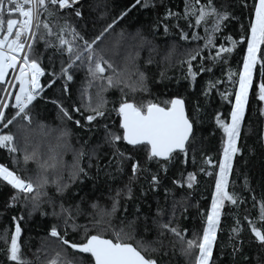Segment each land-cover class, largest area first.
Here are the masks:
<instances>
[{"label":"snow or ice","instance_id":"obj_1","mask_svg":"<svg viewBox=\"0 0 264 264\" xmlns=\"http://www.w3.org/2000/svg\"><path fill=\"white\" fill-rule=\"evenodd\" d=\"M80 2L81 0H0V86H4L0 88V92L3 93L0 95V149L7 151L13 165L19 166L21 163L24 165L21 169L23 174H21L5 163H0V180L16 190V194L11 197L13 204L22 199L25 204L31 203L32 208L36 209L40 207L43 199L47 198V203L52 207L51 215L62 222V226L61 223L53 224L46 237V240L56 244L58 250H55L53 255H49L51 245L42 242L33 253V259L29 260L22 257V228L19 220H22L23 216L19 220L13 217L16 223L15 230L10 236V244L7 230L2 237L7 244L4 251L7 259L15 264H159L158 259L153 255L159 249L153 245L161 241L146 242L143 238L137 239L138 217L128 221L126 225L122 221V226L119 228L113 226L111 222V218L120 206L121 194L126 190L127 197L131 198L132 183L140 172L145 171L139 159L120 151L118 145L126 142L133 149H145L149 161L168 162L179 153L188 155L189 147L194 141L195 121L190 119L185 99L179 95L158 102L136 99L138 92L147 91L145 73L140 70L136 61L140 56V50L146 45H151V41L139 30L128 35L130 43L127 45L122 66L106 58L105 49L100 47L103 37L117 23L116 20L91 39L77 31L68 20L58 26V34L53 33L49 19L57 16L61 10L72 12L75 17H82V12L77 7ZM140 4L141 0H136L133 7ZM244 7H247L246 0ZM52 8L56 11H52ZM45 14L46 18L42 19ZM124 15L126 13H121V18ZM13 16L20 18L13 19L11 18ZM166 16L183 18L188 21L190 28L203 27L204 36H200L195 31L190 35L181 29L180 38L184 41L203 40L204 48L216 49L214 56L211 57L214 61H223L224 56L232 53L237 44L246 43L247 45L242 69L227 73V79L234 86L233 89L221 93L224 99L229 100V103H232L229 97L234 95L230 120L222 119L219 114L215 118L216 124L223 131L222 156L217 162L218 172L215 173V191L211 196V205L203 213L202 234L194 239H186L184 234L186 230L182 231L178 226H173L178 202L173 203L172 217L167 221H165L164 210L160 207L157 208L156 217L153 218V224L157 227L159 236L170 233L176 237L181 242L183 254L192 258L191 264H216L213 256L221 210L225 201L236 205L239 199L235 193L228 190L229 175L233 168L234 157L240 152L238 140L249 103V93L254 84V71L258 64L260 75L264 77V0H254L246 34H241L239 40L232 36L225 37V40L231 43V47H226L223 43L217 47V34L222 33L226 22L235 17L226 9L218 8L214 0H204V2L187 0L182 16L171 11H168ZM5 17L8 18L5 19ZM41 27L48 37L56 36V44H52L45 36L39 35ZM176 27L179 28V24ZM164 31H169L168 25H164ZM120 36L123 39L124 33L121 32ZM41 40L45 48L54 47L61 55L67 54L66 60L60 61L59 71L56 70L51 57L48 58L49 64L52 65L50 73L48 68L43 66L44 53L39 52L37 48ZM133 50H135L134 54ZM154 50V47H149L150 54ZM175 50V45L171 46L168 57L165 59H168ZM201 51L199 47L188 50L187 60L180 62L187 67L186 79L191 78L195 81L201 72L211 71V68L204 67L203 63L198 67L194 65L193 62L201 56ZM146 63H152L151 58ZM81 69L85 72V79L79 90L81 104L74 105L70 110L59 100L51 101L58 108L59 119L61 122H71L79 128L88 127L91 131V126L97 125L101 119L110 118L111 113L115 112L118 122H114L112 127L108 124L103 125L104 142L113 149L112 156L117 162V171L123 172L125 161L130 162L131 170L129 183L125 185V188H118L115 195L109 197L111 207L102 206L98 201H94L89 205L92 209L89 213H86L82 207V200L75 205L72 203L66 205L63 200L57 204L55 198L49 196L45 189L49 184L54 185L56 193L63 197L72 184L80 181L82 177L90 178L81 161L87 158L90 168L96 149H93L92 154L89 155L81 147L74 152L72 164L65 165L63 153L68 147L71 130L67 127L57 129L41 125L42 129L48 127L46 135L59 132V135L55 137L57 143L47 145L46 155L39 153V146L32 147L29 151L33 102L41 96L45 87H53L57 80L63 81L62 91L69 93V84L74 82L75 73ZM10 70L14 75L11 80H8L6 78ZM46 75H49V81L47 85H42L41 77ZM161 75L163 76V73ZM215 86V83L209 81L205 95ZM13 88L17 91H10ZM93 88L96 89L97 96L95 106L92 102ZM109 89H119L120 92L119 98L112 102L111 110H108V101L103 96V93ZM257 96L259 101L264 102V79H261L258 84ZM76 115L80 118L76 119ZM13 125L16 131L10 128ZM29 162L36 164L37 170L34 176L28 174ZM203 163L213 165V160L208 157ZM65 167L68 169L67 180L63 175ZM163 170L166 172L167 168L164 167ZM200 171L205 172L206 169L202 167ZM207 175L213 176L214 173L209 171ZM196 179L195 173H188L187 187L191 188ZM173 183L183 186L181 181ZM159 184V175L152 174L150 186L155 188ZM42 214L48 215V213ZM82 215L91 217L89 224L76 223L77 218ZM245 219L248 217L246 216ZM259 220L264 224V202L259 207ZM248 223L251 225V233L254 234L261 251L264 252V226H257L253 220H248ZM144 231H148L147 225ZM233 231L237 235L242 231L239 221ZM75 235H79L80 238H74ZM69 249L72 250L71 253ZM238 251L239 249L234 245L233 252ZM245 259L247 260L248 257ZM258 264H260L259 261Z\"/></svg>","mask_w":264,"mask_h":264},{"label":"trees","instance_id":"obj_2","mask_svg":"<svg viewBox=\"0 0 264 264\" xmlns=\"http://www.w3.org/2000/svg\"><path fill=\"white\" fill-rule=\"evenodd\" d=\"M186 2L187 0H141L140 5L133 7L136 0H82L77 5L82 12V17H75L74 13L61 10L57 16L49 19L53 33L58 34V26L68 20L77 31L89 39L99 35L108 24L116 20L117 23L103 37L100 47L105 49L106 58L112 59L118 66H122L124 62L121 61L123 54L120 55V53H123L130 43L128 35L139 30L151 41V45H146L140 50L143 51L136 61L140 70L145 73L147 89V91L138 92L136 99L158 102L179 95L185 99L190 119L195 121L194 141L189 147L188 155L179 153L168 162L149 161L145 149H133L126 142L118 145L120 151L139 159L145 171L140 172L132 183L131 198L127 197L126 190L121 194L120 206L111 218V222L113 226L119 228L122 226V221L126 225L128 221L138 217L137 239L143 238L146 242L161 241L153 245L159 249L153 253L159 264H191L190 258L183 254L181 242L176 237L170 233L159 236L158 229L153 224V218L156 217L157 208L160 207L164 210L165 221H167L172 217L173 203L178 202L173 226H178L182 231L186 230L184 233L186 239H194L202 233L203 213L210 208L211 196L215 191V173L218 172L217 162L222 156L223 131L216 124L215 118L219 114L222 119L230 120L231 107L234 104V95L229 97L232 102L229 103V100L224 99L221 93L233 89L234 86L227 79V73L229 71L238 72L242 69L243 56L247 48L246 43L237 44L232 53L224 56L223 61H214L211 57L214 56L216 49L204 48L203 40H182L180 38L181 29L190 35L195 31L200 36H204L203 27L190 28L185 19L166 16L168 11L182 16ZM214 2L218 8L226 9L235 17L226 22L222 33L217 34V47L222 43L226 47H231V43L227 42L225 37L232 36L239 40L241 34L247 33L254 0H246L247 7H244L245 0H214ZM51 10L56 11L55 8ZM121 13H126V15L121 18ZM44 18L46 14L42 16V19ZM177 24L179 28L176 27ZM164 25H168V32L164 31ZM121 32L124 33L123 39L120 36ZM39 35L45 36L52 44L57 43L56 36L48 37L42 27ZM115 40H118V45ZM173 45L176 47L175 52L165 59ZM149 47L155 49L151 54ZM197 47L202 51L201 56L193 62L194 65L198 67L203 63L204 67L211 68V71L201 72L193 81L191 78H185L187 67L180 62L187 60L188 50ZM37 48L39 52L44 53L43 66L48 68L49 73L52 67L49 64V57L52 58L56 70L59 71L60 61L66 60L67 54L61 55L54 47L45 48L42 40L38 42ZM149 58L152 60L150 64L146 63ZM10 77L11 71L8 80ZM49 78V75L42 77V85H47ZM84 79L83 69L76 72L74 82L69 84V93L62 91V80H57L51 88L45 87V91L31 106L33 122L30 126L29 138L30 148L34 145L55 144L57 143L55 137L59 135V132L46 135L48 127L57 129L67 127L71 130L68 146L73 148V152L68 151L67 147L64 151L66 160L73 162L74 152L81 147L89 155L92 154L93 149H96V155L92 156L90 168L87 158L81 161L90 178L82 177L80 181L72 184L63 197L56 193L54 185L45 189L49 196L55 198L57 204L63 200L66 205L69 203L75 205L76 202L82 200V207L86 213H89L92 212L89 205L94 201H98L102 206L111 207L109 197L114 196L118 188H125V185L129 183L131 170L130 162L125 161L123 172L117 171V162L112 156L113 149L104 142L103 125L108 124L112 127L114 122H118L115 112L111 113L110 118L101 119L97 125L91 126V131L88 127L79 128L71 122L60 121L58 108L51 101L59 100L70 110L74 105L79 106L81 104L79 90ZM261 79L264 77L260 75L258 64L254 71V84L249 93V103L238 140L240 152L234 157L233 168L229 175L228 190L235 193L239 199L236 205L227 201L221 212L213 256L216 264H258V261L264 264V252L261 251L254 234L251 233V225L248 223V220H253L257 226H264L259 220V207L264 202V102L259 101L257 96ZM209 81L215 83L216 86L205 95ZM2 87L4 86H0ZM91 93L93 106H95L97 103L96 89L93 88ZM0 95L3 93L0 92ZM103 96L108 101V110H111L112 102L119 98L120 92L119 89H109L103 93ZM12 102L14 103V100ZM75 118L80 117L76 115ZM41 125L48 127L42 129ZM10 128L16 131L14 125ZM208 157L212 158L213 165L203 163ZM0 163H5L23 174L21 172L24 167L23 163L19 166L13 165L6 150L0 149ZM164 167L167 168L166 172L163 170ZM202 167L206 169L205 172L200 171ZM27 168L29 175L35 174L37 170L32 162H29ZM209 171L214 175H207ZM190 172L195 173L197 179L193 186L188 188L187 175ZM152 174H158L160 178V184L155 188L150 186ZM174 181H181L183 186L174 184ZM15 194L16 190L0 180V264H15L7 259L4 251L7 244L2 239L7 230L10 244V236L15 230L16 223L13 217L19 220L23 216V219L19 220L22 228V257L29 260L33 259V253L42 242L51 244V240H46L50 227L57 223H61L62 226V222L51 215L52 207L47 203V198L43 199L39 208L33 209L31 203L25 204L22 199L13 204L11 197ZM42 213H48V215ZM246 216L248 219H245ZM90 219L88 215H82L77 218L76 223L86 225L90 223ZM237 221L242 227L239 235L233 231L237 226ZM145 225H147V232L144 231ZM74 238L79 239L80 236L75 235ZM234 245L239 249L236 253L233 252ZM68 251L71 253L72 250ZM245 257L248 259L246 260Z\"/></svg>","mask_w":264,"mask_h":264},{"label":"rangeland","instance_id":"obj_3","mask_svg":"<svg viewBox=\"0 0 264 264\" xmlns=\"http://www.w3.org/2000/svg\"><path fill=\"white\" fill-rule=\"evenodd\" d=\"M115 42H116V44L118 45L119 43H118V40H115ZM144 49V48H143ZM125 50V49H124ZM143 51V50H142ZM142 51H140V53L142 52ZM145 51H146V48H145ZM144 51V52H145ZM135 53V50H133V54ZM123 54V56H122V58L125 56V54H126V50L122 53H120V55H122ZM122 58H121V61L123 62V60H122ZM120 59V58H119ZM118 59V60H119ZM123 64V63H122ZM11 71V70H10ZM10 71H9V74H10ZM8 77H9V75H8ZM8 77L6 78V79H8ZM35 146H39V153H41V154H44V155H46L47 154V146H41V145H34L33 147H35ZM32 150V147L31 148H29V151H31ZM67 150V149H66ZM68 151H70V152H73V148L71 147V146H68ZM63 162H64V164L65 165H71L72 164V162H71V160H66V158H65V156H64V153H63ZM35 164V163H34ZM36 165V164H35ZM36 173V172H35ZM35 174H33V176H34ZM63 175H64V178H65V180H66V177H68V169L65 167L64 169H63ZM48 186H53V185H51V184H49ZM226 203H227V201H225V203H224V207H225V205H226ZM223 207V208H224ZM223 208H222V210H223ZM222 210H221V212H222ZM202 234V233H201ZM51 247H50V249H49V255H53L54 254V251L55 250H58L57 249V247H56V244L54 243V242H52L51 241ZM188 258H190V257H188ZM190 261H192V258H190Z\"/></svg>","mask_w":264,"mask_h":264},{"label":"built area","instance_id":"obj_4","mask_svg":"<svg viewBox=\"0 0 264 264\" xmlns=\"http://www.w3.org/2000/svg\"><path fill=\"white\" fill-rule=\"evenodd\" d=\"M7 18H8V17H5V19H7ZM11 18H13V19H19L20 17H18V16H13V17H11ZM13 75H14V73L11 71V77H10V80L13 78ZM41 79H42V77H41ZM10 91L15 92V91H17V89L13 88V89H10Z\"/></svg>","mask_w":264,"mask_h":264},{"label":"water","instance_id":"obj_5","mask_svg":"<svg viewBox=\"0 0 264 264\" xmlns=\"http://www.w3.org/2000/svg\"><path fill=\"white\" fill-rule=\"evenodd\" d=\"M82 1V0H81ZM186 110H187V105H186ZM187 112H188V110H187Z\"/></svg>","mask_w":264,"mask_h":264}]
</instances>
